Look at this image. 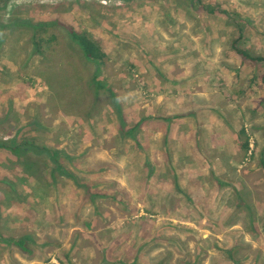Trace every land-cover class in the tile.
<instances>
[{"label":"rangeland","instance_id":"rangeland-1","mask_svg":"<svg viewBox=\"0 0 264 264\" xmlns=\"http://www.w3.org/2000/svg\"><path fill=\"white\" fill-rule=\"evenodd\" d=\"M18 21L57 40L39 56ZM239 38L264 57V0H0V141L21 146L0 147V264H264V63Z\"/></svg>","mask_w":264,"mask_h":264},{"label":"trees","instance_id":"trees-1","mask_svg":"<svg viewBox=\"0 0 264 264\" xmlns=\"http://www.w3.org/2000/svg\"><path fill=\"white\" fill-rule=\"evenodd\" d=\"M61 23L58 21H47V22H39V23H33L29 21H18L13 24L8 25L7 27L9 29L15 30L19 28H24L29 30L31 34V43L33 44L35 53L39 56H42L44 54L43 47L55 42L57 40V36L55 34H49L52 29H56ZM66 34L67 38L69 39L70 43L77 46L81 54L83 55L84 59L90 63L97 66L96 72L94 74V77L92 78V85L94 86L95 93L97 95L100 94L102 90H106L113 102V105L115 106L116 110L121 114V104L119 100L116 97V94L105 84L102 83L100 80V74H101V66L104 64L105 60L107 59V53L103 50L102 46L100 45L99 41L95 38H93L90 34L81 32L73 28L72 26H67L66 28ZM241 38L235 40L232 43V48L234 52L242 58L243 61H249L253 64H260L264 63V57L260 56H253L249 51L241 48L238 44ZM261 80L264 83V74L261 76ZM139 124L130 129L127 130L126 133H128L130 136L134 137L135 129H137ZM241 135H246L244 130H241ZM242 148L244 150H249V142L246 140L244 143H242ZM0 147L4 149H8L14 153L21 152V146L11 145L8 141H0ZM262 167L264 169V160H262ZM22 244V242H20Z\"/></svg>","mask_w":264,"mask_h":264},{"label":"crops","instance_id":"crops-1","mask_svg":"<svg viewBox=\"0 0 264 264\" xmlns=\"http://www.w3.org/2000/svg\"><path fill=\"white\" fill-rule=\"evenodd\" d=\"M192 117L193 116H195V114L194 113H192V114H190ZM196 115H198L199 116V114H196ZM196 123H198V122H196ZM192 125V127L194 128V135H191L192 136V138H191V140H199L200 138H202V137H204V133L203 132H205V131H209V134H212V138H214V137H217L218 135H219V128L217 127V126H205V125H199V124H191ZM176 131L177 132H181V135H182V130L178 127V128H176ZM178 137V136H177ZM169 140H172L171 139V137H169ZM174 140V139H173ZM194 145V147H195V144H190V146H193ZM193 150V149H192ZM189 153H191V152H189ZM210 154H213V153H211V150H210ZM215 163H217V160L215 161ZM203 173V172H202ZM204 174V173H203ZM167 175H168V173H163V172H159L158 174H157V176H156V178L161 182V183H159L160 185H156L157 186V188H158V190L155 192V191H153L152 193H151V195H154V196H156V198H160V196H162V192L163 191H161L160 190V187L161 186H165V185H167L168 186V181H166L165 179H166V177H167ZM199 175H200V172L198 173V177H199ZM205 175V174H204ZM197 177V178H198ZM154 178V176H152V179ZM180 179V178H179ZM183 179V178H182ZM201 179V178H200ZM189 178H185V180H183V183H184V185L185 186H187V185H189ZM180 187H183V186H181V184H180ZM203 193V192H202ZM206 194V193H205ZM151 203V202H150Z\"/></svg>","mask_w":264,"mask_h":264}]
</instances>
